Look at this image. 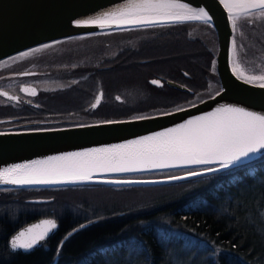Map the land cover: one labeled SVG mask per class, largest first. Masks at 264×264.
Segmentation results:
<instances>
[{"label":"trees","instance_id":"16d2710c","mask_svg":"<svg viewBox=\"0 0 264 264\" xmlns=\"http://www.w3.org/2000/svg\"><path fill=\"white\" fill-rule=\"evenodd\" d=\"M192 24H206L215 34L213 27L204 22L140 30L153 36L151 43H172L173 62L183 66L193 80L200 82V87H205L214 55L200 41L187 39L186 27ZM179 29L181 33L177 35ZM245 33L250 42L262 46L260 34L250 37L248 31ZM243 52L244 49L238 52L237 57L241 71L246 76L264 74V57L261 65L246 66L250 61H242ZM117 67L115 62L109 71L111 75L118 71ZM213 77L218 81L216 74ZM94 188L104 186L0 190V204L17 205L13 212L0 210V264H52L56 257L55 264H85V259L87 264H264V235L258 232L264 226V156L229 171L189 198L154 208L118 211L88 222L85 213L72 201L79 200L76 193ZM47 198L52 200H43ZM53 204L54 208L48 209L47 205ZM42 206H45L42 211L37 212L36 208ZM44 216L59 222L58 232L30 253L9 252L6 246L9 236Z\"/></svg>","mask_w":264,"mask_h":264},{"label":"water","instance_id":"95a60500","mask_svg":"<svg viewBox=\"0 0 264 264\" xmlns=\"http://www.w3.org/2000/svg\"><path fill=\"white\" fill-rule=\"evenodd\" d=\"M190 7H203L211 16L208 24L213 27L216 40L217 51L215 57V69L219 80L220 95L217 92L197 103L175 109L173 111L138 116L147 117L137 119L130 117L116 119L120 123H103L104 121L60 126L48 131H37L36 129L0 130V169L10 168L15 164H24L33 160H43L50 156H58L65 153L82 152L87 149L106 147L109 145L123 144L140 137L151 136L154 133L162 132L168 128H173L184 121L196 116L203 115L214 110L221 104L244 107L247 110L264 113V88L258 85L264 81H254L245 83L237 78L239 74L233 72V50L231 41L235 30L232 27L229 12L220 0H180ZM130 0H0V67L15 61L27 60L39 56V52L49 46L61 41L73 38L93 36L96 34L120 31L123 29L140 28L149 26H160L174 23L157 21L139 25L111 23L105 24L103 28L98 25L78 26L77 20L84 21L102 17L104 13L119 12L128 7ZM243 17V16H241ZM204 22L199 20L182 21L178 23ZM206 23V22H204ZM236 29V28H235ZM47 46V47H45ZM39 53V54H38ZM35 54V55H34ZM49 54V53H43ZM41 55V54H40ZM18 57V58H17ZM20 57V58H19ZM22 75V74H20ZM158 80V79H151ZM150 81V82H151ZM160 81V80H158ZM161 83V82H160ZM171 87L189 91L178 83L167 81ZM159 85V84H158ZM6 92L0 90V93ZM190 92V91H189ZM4 96V95H3ZM101 96V92L97 97ZM8 99L12 97L8 93L4 96ZM97 97L95 105L97 103ZM164 113H169L165 115ZM111 121V120H108ZM0 122H2L0 120ZM40 129V128H39ZM264 156V150L250 154V158H245L237 165L229 169H221L214 173H204L200 176L190 177L186 173L179 174L181 179L155 178L138 179L130 178L157 173L173 171H188L204 168H217L219 164L213 162L207 165H170L166 167L152 168L137 165L134 171L128 172H93L89 181L67 182L61 181L50 184H3L0 183V190H22V189H53L68 187H84L95 185L106 186H153L177 183L180 181L195 179L211 174H219L231 171L237 167L249 164L259 157ZM173 177V176H172ZM105 181H139L136 183H108ZM44 220H54L57 228L52 229L30 249L11 247L12 240L21 231H25L33 225H39ZM59 229V222L53 217H41L31 221L17 229L8 238V249L12 253H30L40 248L53 237ZM80 229L77 228L64 237L63 241ZM41 229H34L30 234L25 231L27 240L31 235ZM62 241V242H63ZM52 264H55L57 257Z\"/></svg>","mask_w":264,"mask_h":264},{"label":"snow or ice","instance_id":"6c2138e0","mask_svg":"<svg viewBox=\"0 0 264 264\" xmlns=\"http://www.w3.org/2000/svg\"><path fill=\"white\" fill-rule=\"evenodd\" d=\"M228 10L232 27L235 30L241 16L247 22L259 20L264 22V0H220ZM233 9L236 11L234 12ZM211 16L203 7L193 8L180 0H130L127 8L119 12L104 13L102 17L75 23L78 26L98 25L101 28L107 22L139 25L164 21L178 23L182 21L199 20L211 22ZM233 63L237 42L235 36L231 41ZM47 47V46H45ZM243 47V45H241ZM238 67V66H237ZM237 72V68H233ZM187 75V74H185ZM245 83L264 81V74L248 75L243 72L237 75ZM152 84H160L153 80ZM264 88V83L258 85ZM22 91L36 95L35 89L24 88ZM7 96V92L0 93ZM220 95V92H217ZM10 99L16 100L12 96ZM119 99V97H117ZM100 97H97V104ZM96 107V105H92ZM168 115L169 113H164ZM147 117H137L146 119ZM121 121H104L103 123H120ZM84 126V125H80ZM48 131L50 129H36ZM264 150V113L247 110L244 107L221 104L214 110L193 117L151 136L140 137L123 144L87 149L82 152L65 153L50 156L43 160H33L24 164H15L10 168L0 169V183L3 184H50L61 181H89L93 172H128L137 170V165L144 167H166L170 165H207L213 162L217 168H204L202 171H188L187 176L195 177L204 173H214L221 169H229L237 165L250 154ZM173 176L170 179H181ZM108 183H136L139 181H105ZM264 215V214H262ZM86 225H81L83 228ZM41 229L29 239H22L34 229ZM57 228L54 220H44L39 225H33L21 231L12 240L11 247L30 249L52 229ZM264 235V226L258 228ZM71 234V233H70ZM69 234V235H70ZM87 264V259H85Z\"/></svg>","mask_w":264,"mask_h":264},{"label":"flooded vegetation","instance_id":"af4514ba","mask_svg":"<svg viewBox=\"0 0 264 264\" xmlns=\"http://www.w3.org/2000/svg\"><path fill=\"white\" fill-rule=\"evenodd\" d=\"M175 24L183 23L168 25ZM246 26L251 37L260 34L263 42L260 47L259 44L255 45L250 40L246 41L255 51V55L253 54L255 60L250 62L263 63L264 22L259 20L247 22L244 17H241L237 22L235 34H233L237 46L240 41L242 42L238 31H242ZM141 28L148 27L120 30L118 40L137 37L140 33H145L141 32ZM180 33L179 29L177 35ZM91 37H83L72 43L64 42L51 54H41L27 60L13 61L0 67V90L17 97L16 100H13L0 95V100H3L0 101V111H3L0 115L2 121L0 130L81 125L95 120H103L99 118H105L104 115L110 114L111 109L126 108L131 111L135 109L137 113L165 112L189 104L197 94H205L206 87H200V82L193 80L183 66L173 62L172 43H160V45L142 41L134 45L119 43L115 49L109 42H101V40L96 43L84 42ZM95 44L98 45L94 47ZM94 48L97 50L109 48L115 51L105 57V53H93ZM94 54H98L97 57H100L101 60L93 70L96 59ZM241 58L248 59L247 55L245 57L242 55ZM81 59H85L86 62H79ZM115 62L118 65L119 75L115 82L116 85H113L115 83L111 85L107 73L113 69ZM166 63L170 64L166 65ZM168 65L171 66L167 67ZM130 67L140 73L139 79H127L126 71L127 69L130 71ZM94 72L100 74L95 75ZM151 79H158L161 83L159 85L152 84ZM167 81L178 83L189 89L190 92L171 87ZM213 81L215 89L219 88V80ZM24 88L35 89L36 95L33 96L31 92L22 91ZM128 88L143 90L146 93L145 101H139L131 107H121L118 102L112 101V97L120 101L117 93L120 94ZM75 90H78L75 93L79 94V97L76 95L73 102L67 103L69 94ZM100 92V102L96 103V107H93L97 94ZM143 102L145 103L142 104ZM7 242L8 239L6 240L8 248Z\"/></svg>","mask_w":264,"mask_h":264},{"label":"rangeland","instance_id":"374dc122","mask_svg":"<svg viewBox=\"0 0 264 264\" xmlns=\"http://www.w3.org/2000/svg\"><path fill=\"white\" fill-rule=\"evenodd\" d=\"M186 33H187V39H191V40H198L200 41L204 47H206L212 55H214V62H213V66H212V70L210 72V74H208V76L206 77L208 79V83H206L205 85V89H204V93L201 94H197V96L195 98H193L192 101H190L189 104H185L181 107H175L172 108L170 110H166L165 112L168 111H173L175 109L178 108H182L194 103H197L203 99H205L206 97H210L213 94H215L219 88L217 87L215 89L214 87V74H216V70L214 69L215 67V57H216V51H217V40H216V34L212 33L210 27H208L206 24H192L186 27ZM246 31L249 32V29L246 27L243 28V30L238 31V33L240 34V38H242V42H239V46L236 48V54H235V61L236 63H233V66H235L238 70V72H242L241 71V67L238 65V52L239 54L243 51V49L245 50L243 52V57H245V55H248L247 58L248 59H243L242 61H251V60H255L253 54L255 55V51L253 49V47H251L248 44V40L246 36ZM215 32V31H214ZM244 32V33H243ZM113 32H108V33H102V34H96L93 35L91 37V39H88L84 42L87 43H96L97 41L101 42H109L111 45L114 46V48L116 49L118 47L119 43H129L131 45H134L135 43L142 41V42H151L153 39H151V35L150 34H146V33H140L137 37H133V38H127V39H122V40H118L119 39V34H110ZM250 34V33H249ZM251 37V36H250ZM83 37H79L76 39H72V40H68V41H61L59 43L53 44L51 46H49L48 48L44 49L43 51L39 52L40 54L43 53H53L55 52L62 43L64 42H77V40H80ZM240 40V39H239ZM257 40V39H256ZM248 41V42H246ZM113 42V43H112ZM261 42H262V36H261ZM263 43V42H262ZM248 44V45H247ZM95 44L94 47H96ZM241 45H243V47H241ZM244 45H247V47L245 48ZM99 48V47H98ZM101 48V47H100ZM95 50H93V53H97L100 52L102 54L105 53V57H107V54L114 52L115 50L113 49H101V50H97V48H94ZM206 51V53L208 54L209 51ZM261 51V50H260ZM254 52V53H253ZM38 53V54H39ZM262 53V52H261ZM39 54V55H40ZM35 55V54H34ZM94 56H96L93 66L96 68V66H98V63L100 62L101 58L97 57L98 54H94ZM18 58V57H17ZM20 58V57H19ZM53 58V57H52ZM51 58V59H52ZM242 59V58H241ZM79 62H83L85 63L86 60L85 59H81V61ZM183 63H187L186 60H183ZM100 64V63H99ZM170 64V63H166ZM246 66L248 65H261L257 62H250L248 64H245ZM171 65H168L167 67H169ZM238 66V67H237ZM130 71L127 69L126 71V75H127V79H139L140 77V73H138L137 71H135L134 69H132L131 67L129 68ZM105 74V73H103ZM98 75V74H97ZM107 75H109V79H110V84L112 85V83H115L118 80V75H119V71H114L113 75L109 73H107ZM113 85H116L113 84ZM78 90H75L74 92H72L71 94H69L67 103H70V101H74V99H76V95L78 96L79 94H76L75 92ZM117 95H119L120 97V101L116 100L115 97H112V101L114 102H118L119 106L121 107H131L132 105L138 103L139 101H145V95L146 93L143 90H138V89H134V88H128L122 92L117 93ZM79 97V96H78ZM116 100V101H115ZM3 101V100H0ZM145 102H143L142 104H144ZM118 111V112H117ZM133 111V112H132ZM130 109H111L110 114H106L104 115L105 118H99V119H103V120H95L93 122H99V121H108V120H116L118 119L117 117H121V116H130V117H138V116H145V115H151V114H157V113H163V112H153V113H137L135 112V109L133 110ZM3 111H0V115L2 114ZM129 117V118H130ZM121 119H125V118H121ZM90 122V123H93ZM200 169H195V170H188V171H197ZM187 171V172H188ZM186 171L184 173H187ZM165 173V172H164ZM229 170L223 173H219V174H211L207 176H203V177H199V178H195V179H190V180H185V181H180V182H175V183H170V184H164V185H153V186H131V187H122V186H106V185H102L104 186V188H94V189H87L86 191L84 190L83 193H76L75 195H79V200L76 201H72L73 205L75 207H78L80 210H82V212L85 213V217L88 220V222H92L94 220H99V219H103L106 218L107 216H111L110 214L114 215L116 214L118 211L122 212V211H137V210H141L142 208H154V207H159L162 205H165L167 203H171L174 201H178L184 198H189L191 195H195L200 189H203L205 187L211 186L212 184H214L215 182H217L218 180H220L222 177L228 175ZM177 174V173H176ZM176 174L171 173V174H166V175H155V174H149V175H142L138 178V179H155V178H165V177H172V176H176ZM183 174V173H182ZM221 174V175H220ZM179 175V174H177ZM133 178V177H132ZM99 186V185H98ZM53 189H57V188H53ZM82 191V190H81ZM43 200H52L51 198H47V199H43ZM84 203V204H83ZM80 205H82L83 207H81ZM15 204H11L8 203L7 204H0V210H7L9 212H13L16 209ZM54 204L53 205H47L48 209L52 210L54 208ZM43 207L41 208H36V211H42ZM53 207V208H51ZM35 209V208H34ZM115 210V211H114ZM0 211V212H1ZM109 211L107 214L106 212ZM44 217H51V216H44Z\"/></svg>","mask_w":264,"mask_h":264},{"label":"bare ground","instance_id":"6f19581e","mask_svg":"<svg viewBox=\"0 0 264 264\" xmlns=\"http://www.w3.org/2000/svg\"><path fill=\"white\" fill-rule=\"evenodd\" d=\"M226 8V7H225ZM227 9V8H226ZM227 11L229 12V10L227 9ZM233 11L235 12L236 10L235 9H233ZM230 14V13H229Z\"/></svg>","mask_w":264,"mask_h":264}]
</instances>
